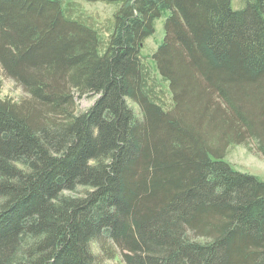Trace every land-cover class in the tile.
<instances>
[{
  "label": "trees",
  "instance_id": "1",
  "mask_svg": "<svg viewBox=\"0 0 264 264\" xmlns=\"http://www.w3.org/2000/svg\"><path fill=\"white\" fill-rule=\"evenodd\" d=\"M100 1L0 0V264H264V0Z\"/></svg>",
  "mask_w": 264,
  "mask_h": 264
},
{
  "label": "rangeland",
  "instance_id": "2",
  "mask_svg": "<svg viewBox=\"0 0 264 264\" xmlns=\"http://www.w3.org/2000/svg\"><path fill=\"white\" fill-rule=\"evenodd\" d=\"M85 14H89L95 21L99 23V26L107 34L106 25L111 21L113 12L118 8L119 3H108L105 1L94 0H79ZM234 3L238 4V0H234ZM233 1L232 6L235 7ZM165 19V14L155 19L154 22V32L150 34L143 40L141 47L142 54H150V57L146 59L150 60L151 54L156 49L158 44L162 41L164 36V26L163 22ZM24 97H28L27 93L23 88L18 85L13 79L5 76L0 70V98H8L13 101H19ZM96 95L92 93H85L83 95L75 96L74 112L79 113L88 108V106L93 102ZM131 103V102H130ZM223 159L230 163L232 167L239 171L252 173L259 178L264 180V156L258 152L254 147L253 143L246 145L241 143L230 144L227 147L226 153ZM84 188L82 186L78 187L75 192L66 190L68 194H82ZM94 251H97V245L92 244ZM104 264H124L119 253L112 258L104 260Z\"/></svg>",
  "mask_w": 264,
  "mask_h": 264
}]
</instances>
